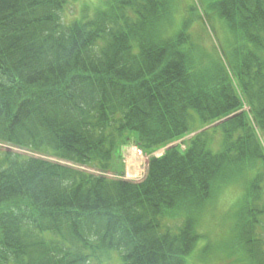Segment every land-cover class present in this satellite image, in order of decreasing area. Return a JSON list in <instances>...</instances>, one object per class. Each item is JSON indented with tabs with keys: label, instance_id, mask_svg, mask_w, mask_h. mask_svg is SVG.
<instances>
[{
	"label": "trees",
	"instance_id": "16d2710c",
	"mask_svg": "<svg viewBox=\"0 0 264 264\" xmlns=\"http://www.w3.org/2000/svg\"><path fill=\"white\" fill-rule=\"evenodd\" d=\"M68 1L0 0V53L8 57L0 56L1 142L122 173L125 144L151 154L244 103L251 115L215 128L221 151L210 149L208 131L186 150L152 158L139 185L1 152L0 264H92L113 251L123 264H188L201 238L190 214L249 169L254 202L264 183L256 132L264 140V0H207L234 39L226 63L205 60L186 31L190 20L171 33L174 0H110L94 18L66 25ZM12 15L21 20L11 24ZM263 212L250 205L236 225L238 250L249 248L258 264L264 253L253 221ZM176 213L187 216L183 227L162 233L161 219Z\"/></svg>",
	"mask_w": 264,
	"mask_h": 264
},
{
	"label": "rangeland",
	"instance_id": "374dc122",
	"mask_svg": "<svg viewBox=\"0 0 264 264\" xmlns=\"http://www.w3.org/2000/svg\"><path fill=\"white\" fill-rule=\"evenodd\" d=\"M176 13L174 17L178 23L180 19L193 14L206 16L197 21L192 27L191 32L194 37L202 38L201 44L207 52L217 55L218 51L230 53L232 51L234 39L227 31L225 25L219 18L213 14L207 0H175ZM75 3L68 5L63 13L65 22H70L75 18L93 17L95 13L105 7L106 2L103 0H75ZM196 19H199L196 17ZM216 144L214 148H218ZM127 170V168H126ZM130 166V176H126V180L140 182L143 176L132 174ZM112 177V176H111ZM234 186H228L221 190L219 197L215 198L206 210L200 215L199 233L202 238L199 240L195 252L189 258L190 264H206V259H210L207 264H222V262H230L237 259L232 255L233 237L235 236L234 225L235 216L242 209V201H244V186L251 179V175L246 173L243 178ZM264 186V185H263ZM247 192V189H246ZM264 199V197H263ZM248 201V199H246ZM264 202V201H263ZM261 226L264 228V215L260 218ZM264 237V231H262ZM204 256V257H203ZM101 262L93 260L92 264H123L121 256L118 252L113 251L101 256ZM204 260V263L201 261ZM243 264H248L244 261Z\"/></svg>",
	"mask_w": 264,
	"mask_h": 264
},
{
	"label": "bare ground",
	"instance_id": "6f19581e",
	"mask_svg": "<svg viewBox=\"0 0 264 264\" xmlns=\"http://www.w3.org/2000/svg\"><path fill=\"white\" fill-rule=\"evenodd\" d=\"M12 16L15 17V18L11 19V24H15L18 20H21L19 17H17L18 15H12ZM4 53H6L5 50H2V53H0V56H1L2 60H6L8 58ZM5 67L7 69H10L11 68V70L14 69V66L11 63L6 64ZM95 79L96 80L99 79L98 75L95 76ZM26 116H28V114H23L21 116L16 117V120H24L26 118ZM73 144H75V140L74 139H71V140H69L66 143V146L67 147H71ZM4 147H5V144L0 143V153L4 149ZM24 154H25V157H27V158L38 159V160L39 159H44V156L43 155H40L38 153L31 152L30 150H24ZM126 198L130 202L133 201V199H131L129 197H126Z\"/></svg>",
	"mask_w": 264,
	"mask_h": 264
}]
</instances>
